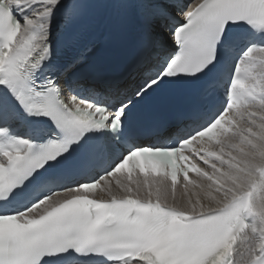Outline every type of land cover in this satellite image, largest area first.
I'll return each instance as SVG.
<instances>
[{
	"label": "bare ground",
	"instance_id": "6f19581e",
	"mask_svg": "<svg viewBox=\"0 0 264 264\" xmlns=\"http://www.w3.org/2000/svg\"><path fill=\"white\" fill-rule=\"evenodd\" d=\"M30 1V0H24ZM48 10L41 13L50 26H55L60 19L61 6L66 0H44ZM201 0H195L190 8ZM44 7V8H45ZM128 39V38H127ZM264 58V53L261 54ZM244 121L236 129V135L219 148L221 160L210 169L206 176L198 178L196 184L187 189L171 191L164 183L156 180L137 184L133 194L147 198H159L168 205L186 213L198 214L225 206L236 195L248 191L254 184L255 171L264 166V106L244 114ZM132 188L125 185L106 190L109 196H124ZM111 191V192H110ZM129 194V193H128ZM260 218L250 230L251 243L243 247L241 253L249 255L255 252L264 235V196L258 205ZM246 256V257H247ZM254 255L250 256L252 258ZM245 257V258H246Z\"/></svg>",
	"mask_w": 264,
	"mask_h": 264
}]
</instances>
